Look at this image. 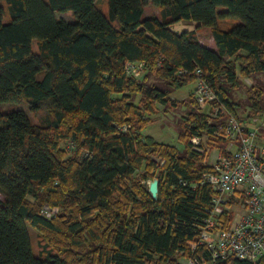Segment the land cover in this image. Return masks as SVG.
I'll use <instances>...</instances> for the list:
<instances>
[{"label": "trees", "instance_id": "1", "mask_svg": "<svg viewBox=\"0 0 264 264\" xmlns=\"http://www.w3.org/2000/svg\"><path fill=\"white\" fill-rule=\"evenodd\" d=\"M148 3L160 13L145 15ZM68 12L72 19L58 15ZM218 17L239 21L224 29ZM182 19L210 27L214 46L195 29H173ZM127 61L144 62L141 80ZM195 66L216 93L210 110L222 104L236 115L225 84L264 71V0H108L107 15L97 0H0V102L46 113L36 124L23 109L0 110V264H184L178 257L191 253L214 193L200 184L209 165L190 138L199 135L205 150L227 140L193 96L183 149L142 129L155 102H170L148 74L179 88L195 80ZM181 67L190 72L177 75ZM251 107L262 108L258 98ZM154 177L156 198L143 182ZM45 203L60 210L47 217ZM28 224L40 234L38 254Z\"/></svg>", "mask_w": 264, "mask_h": 264}, {"label": "built area", "instance_id": "2", "mask_svg": "<svg viewBox=\"0 0 264 264\" xmlns=\"http://www.w3.org/2000/svg\"><path fill=\"white\" fill-rule=\"evenodd\" d=\"M162 60L160 56L158 65ZM124 68L127 74L137 77L144 71V62L127 61ZM189 72L181 67L175 73L184 76ZM192 73L196 75L193 98L202 105L215 100L216 93L201 68L195 66ZM212 113L220 121L214 134L227 140V144L201 175L200 184L209 185L214 193L184 264H230L232 259L264 261V141L260 140L264 113L238 118L222 104L214 105ZM190 142L204 152L199 135L192 136ZM66 148L72 149L73 144L68 142ZM179 184L185 186L187 181L179 179ZM235 205L239 206L238 217L230 220V207ZM40 212L47 217L53 214L46 207ZM199 246L207 259L201 256Z\"/></svg>", "mask_w": 264, "mask_h": 264}, {"label": "rangeland", "instance_id": "3", "mask_svg": "<svg viewBox=\"0 0 264 264\" xmlns=\"http://www.w3.org/2000/svg\"><path fill=\"white\" fill-rule=\"evenodd\" d=\"M97 5L100 10L107 15L108 14V0H97ZM6 8V4L4 3ZM146 14H159L160 9L150 3L146 4L144 7ZM224 10L223 7H219L218 11ZM6 14L7 8H6ZM59 16H63L66 19H72V12L68 13H58ZM239 19L234 17H218L217 23L220 28H229L235 23H237ZM172 28L178 31L181 30H192L195 29L196 33L199 35L200 40L203 44L208 46H214L213 38L211 35V28L208 26H199L192 19H182L175 22L172 25ZM34 49H36V43H33ZM144 71L139 74L136 78L141 80ZM241 80L238 85L232 86L230 84H225L227 88V94L229 98L236 102L235 104V114L239 117L246 116L248 113L253 116L258 115V113H264V71L257 72L249 77H240ZM148 84H156L164 89L169 90L168 97L170 98V102L166 104L155 102L154 110L149 114V122L146 124L145 128L142 129L144 134H149L153 136L156 140L171 143L176 145L179 149H183L184 143L179 140V132L184 128V118L188 114V111L194 109L195 106L191 101L192 98V90L195 82L191 81L179 88H172L170 84L164 81L162 78L157 76L154 72L148 74L147 77ZM255 89H262L260 96L255 95ZM141 94H134L133 100L138 102L141 99ZM258 98L261 103V109L257 111L253 110L251 105ZM209 104L202 105V109L204 111H208L212 117H215L218 120V117L214 116L212 111L209 108ZM15 109H23L27 111L30 120L33 123L40 124L45 116V111H39L37 113L31 112L28 110V104L26 101L21 102H0V110L3 112H8ZM219 121V120H218ZM220 124V121L218 125ZM217 125V127H218ZM219 136V135H217ZM221 137V136H220ZM260 140L264 141V130L260 132ZM67 141L62 140L60 142V146L65 148V151L68 154L74 153L76 150L75 147L73 149H66ZM219 147V146H217ZM220 148V147H219ZM217 149L215 147L204 149L203 152V160L211 162L216 157ZM141 175V170L136 172V176ZM150 180H143L144 183L148 185ZM4 194L0 191V198L4 199ZM46 207L53 211V214L60 210L57 206H51L48 203H45L41 206V208ZM239 206H231L230 207V220L235 217H238ZM28 231L31 236L33 252L34 254H38L40 250V234L38 230L27 225ZM180 261L184 262V259L181 256L178 257Z\"/></svg>", "mask_w": 264, "mask_h": 264}, {"label": "water", "instance_id": "4", "mask_svg": "<svg viewBox=\"0 0 264 264\" xmlns=\"http://www.w3.org/2000/svg\"><path fill=\"white\" fill-rule=\"evenodd\" d=\"M148 191L150 192L153 198L157 197V192H158V178L157 177H154L153 179L149 181Z\"/></svg>", "mask_w": 264, "mask_h": 264}, {"label": "crops", "instance_id": "5", "mask_svg": "<svg viewBox=\"0 0 264 264\" xmlns=\"http://www.w3.org/2000/svg\"><path fill=\"white\" fill-rule=\"evenodd\" d=\"M144 13H145V11H144ZM145 15H148V14H146L145 13ZM215 149H217V151L215 152L216 153V155L218 154V152H219V150H220V148L219 147H217V146H215Z\"/></svg>", "mask_w": 264, "mask_h": 264}]
</instances>
